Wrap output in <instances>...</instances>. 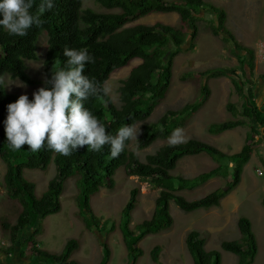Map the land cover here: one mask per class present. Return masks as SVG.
<instances>
[{"label":"trees","instance_id":"obj_1","mask_svg":"<svg viewBox=\"0 0 264 264\" xmlns=\"http://www.w3.org/2000/svg\"><path fill=\"white\" fill-rule=\"evenodd\" d=\"M91 1L99 10L85 8L84 0H54V7L40 16L41 26H33L22 37L10 36L0 29V78L3 79V85H0V161L6 167L2 186L7 198L22 207L15 223L0 220V234H8L10 242L6 248L0 245V252L13 254L17 245L28 248V264H80L72 258L80 248L79 240L67 241L59 254L42 249L37 242L41 231L38 221L61 211V196L69 179H74L77 186V219L89 232L112 234L119 230L127 251V264H137L144 254L139 244L149 235L172 229V203L185 213L221 206L223 199L241 184L244 168L251 160L253 145L256 143L254 135L248 133L240 151L227 154L197 139L175 145L168 142L153 154L146 155L144 160L130 148L132 139L125 142L124 150L116 158L111 157L108 145L103 146L100 152L87 150L85 145L68 156L43 147L32 152L27 145L12 151L5 140L3 120L6 105L14 102L20 94L3 89L4 79L9 76L27 85L35 84L28 74V62L37 60L39 42L44 35L48 45L44 59L45 79L51 78V72L64 67L65 47L87 49L94 62L86 64L84 74L103 87L113 73L128 67L135 60L141 61L121 81L118 88L119 104L108 94L100 93L96 97H90L85 107L105 125L106 132L113 136L126 124L135 127L138 123H144L137 144L138 149L144 150L157 141H167L174 129L183 130L189 119L200 112L210 98L209 86L201 84L199 100L180 109L168 110L156 121L147 122L158 104L166 98L172 85L175 58L188 41H196L199 35L201 11L211 9L216 14L218 24L211 20L206 29L215 36L226 35L222 36L223 40L231 41L234 45V55L239 67L212 69L201 75H208L210 78L230 77L242 104L238 109L235 104L228 103L227 109L235 117L234 120L211 123L206 131L217 136L250 125L255 135H262L264 138V103L258 104L256 84L251 80L255 71V52L239 43L227 29L226 11L207 0ZM40 3L41 0H34L31 11L35 13ZM156 14H176L178 24H136L140 19ZM238 52H245L246 56L242 57ZM190 76L192 75L186 74L181 80L186 81ZM31 98L29 97L30 100ZM200 155L208 156L216 167L191 178L175 173L182 159ZM52 164L55 165L56 174L38 197L36 184L28 181L24 173L26 170L47 172ZM262 164L264 167L263 159ZM120 169L127 177H137L159 190L150 218L134 227L131 224L138 203V188L130 191L118 224L109 219L102 221L91 206L92 198L102 189H115V176ZM214 179L225 182L221 188L195 200H188L184 196V192H193ZM262 206L264 207V199ZM237 227L241 239L223 241L221 249L236 255L237 264H253L258 252V242L252 223L247 217L240 216ZM185 244L194 264H222L221 252L206 250V240L199 231H190ZM102 248L103 255L98 264H109L111 249L106 243L102 244ZM161 252V246L153 247L150 252L153 264H162ZM21 254L24 256V251Z\"/></svg>","mask_w":264,"mask_h":264},{"label":"rangeland","instance_id":"obj_2","mask_svg":"<svg viewBox=\"0 0 264 264\" xmlns=\"http://www.w3.org/2000/svg\"><path fill=\"white\" fill-rule=\"evenodd\" d=\"M227 13L226 27L234 35L235 39L244 47L255 52V71L251 80L256 84L258 104L264 103V0H207ZM84 7L99 10L91 0H84ZM200 32L194 42L188 41L182 52L175 58L173 65L172 85L166 98L155 108L153 115L147 122H154L168 110L180 109L186 104L199 100L201 84H207L210 88V98L204 108L189 119L188 125L181 130L180 142L189 139H197L217 147L227 154H234L242 148L248 133L254 135L256 143L253 145V153L250 162L245 166L242 182L229 196L223 199L219 208L209 210H197L185 213L175 204H171V214L174 224L171 230L160 234L147 236L139 246L144 254L137 264H153L150 260V252L154 246L162 247L160 261L162 264H194L189 254L185 239L190 231L197 230L206 240L205 248L208 251L218 250L222 254V264H237V256L221 249L223 241L240 240L237 222L240 216L247 217L251 223L258 242V252L253 264H264V138L252 132L250 125L239 127L221 135H210L206 129L211 123L234 120V116L227 109L228 103H233L239 109L242 99L236 93L231 79L228 76L210 78L201 73L215 69H233L239 67L235 48L231 41L223 40L221 36H215L206 29L210 21L217 23L216 14L211 9L202 10L199 15ZM179 18L176 14H156L140 19L136 24H155L157 22L177 25ZM208 23V24H207ZM47 37L44 35L39 42L37 60L28 62L29 77L35 82L27 85L20 80L5 77V87L10 93L27 94L32 97L33 91L42 87L44 76V59L47 53ZM237 53V51H236ZM242 57L245 52H238ZM140 60L133 61L125 67L113 73L105 84L109 89L108 95L116 104L118 103V88L121 81L128 77L133 67L139 65ZM240 74V72H238ZM191 74L190 78L182 81V77ZM23 84L24 87H19ZM239 119H242L239 117ZM138 123L134 128L138 135L132 138L130 148L135 151L142 160L148 154H153L167 141H157L151 147L144 150L138 149V140L141 134V126ZM179 142V143H180ZM216 164L206 155L184 158L178 164L175 171L186 177H195L198 174L211 170ZM6 171L5 164L0 161V220L13 224L17 221L22 207L18 203L10 201L2 186L3 175ZM261 173V175H260ZM55 165L52 164L47 172L38 170H26L24 177L36 184V195L40 197L47 189L49 181L55 176ZM116 186L114 190L102 189L91 200L94 213L103 221L111 220L117 224L121 221V212L128 201L130 191L139 189L137 207L133 212L132 227L149 219L153 210L155 199L159 190L142 182L137 177H127L123 170L115 176ZM222 179H214L203 187L193 191L184 192L188 200L202 197L224 184ZM77 186L74 179H69L65 184L61 196L62 209L59 213L39 220L41 227L37 237L38 245L47 251L59 254L70 239L80 241V248L73 255V259L80 264H98L103 255L102 244L106 243L111 249L109 264H127V251L123 244L122 234L116 230L112 234H100L89 232L83 223L77 219L78 207L76 205ZM39 227V228H40ZM38 228V227H37ZM38 228V229H39ZM30 230V229H29ZM0 245L6 248L10 245L8 234H0ZM24 251V257L21 252ZM29 249L17 245L13 254L0 252V262L8 264H26L29 262Z\"/></svg>","mask_w":264,"mask_h":264},{"label":"clouds","instance_id":"obj_3","mask_svg":"<svg viewBox=\"0 0 264 264\" xmlns=\"http://www.w3.org/2000/svg\"><path fill=\"white\" fill-rule=\"evenodd\" d=\"M33 2L0 0V29L10 36L22 37L33 26L40 27V16L54 7V0H41L35 13L31 11ZM63 55L64 67L51 72V78L43 81L44 86L32 92L31 100L27 94H21L6 105L3 127L8 147L17 151L27 145L32 152L43 147L68 156L85 145L92 152H100L108 145L111 157L116 158L124 150L126 141L136 139L138 131L126 124L114 136L106 132L105 125L85 107L90 97L109 92L107 87L84 74L86 64L93 63L94 58L84 48L65 47ZM0 85H3L2 78ZM180 133L181 129L173 130L170 145L180 142Z\"/></svg>","mask_w":264,"mask_h":264},{"label":"built area","instance_id":"obj_4","mask_svg":"<svg viewBox=\"0 0 264 264\" xmlns=\"http://www.w3.org/2000/svg\"><path fill=\"white\" fill-rule=\"evenodd\" d=\"M261 174V173H260Z\"/></svg>","mask_w":264,"mask_h":264}]
</instances>
